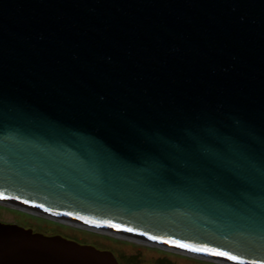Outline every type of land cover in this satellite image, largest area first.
Returning <instances> with one entry per match:
<instances>
[{"label": "water", "instance_id": "water-1", "mask_svg": "<svg viewBox=\"0 0 264 264\" xmlns=\"http://www.w3.org/2000/svg\"><path fill=\"white\" fill-rule=\"evenodd\" d=\"M0 195L264 264V0H0ZM0 264L119 263L0 222Z\"/></svg>", "mask_w": 264, "mask_h": 264}, {"label": "rangeland", "instance_id": "rangeland-1", "mask_svg": "<svg viewBox=\"0 0 264 264\" xmlns=\"http://www.w3.org/2000/svg\"><path fill=\"white\" fill-rule=\"evenodd\" d=\"M0 220L11 221L44 234L52 233L65 237L71 236L72 239L89 242L99 248L111 249L121 264H224L197 259L194 258L195 256L187 255L186 253L180 254L173 252V250H164L155 245H143L141 243H134L135 241L131 242L132 240L116 239L117 237L106 236L102 233L65 225L59 222L57 224L54 220L52 222L44 220L39 216L34 217V215L23 213L1 203Z\"/></svg>", "mask_w": 264, "mask_h": 264}, {"label": "bare ground", "instance_id": "bare-ground-1", "mask_svg": "<svg viewBox=\"0 0 264 264\" xmlns=\"http://www.w3.org/2000/svg\"><path fill=\"white\" fill-rule=\"evenodd\" d=\"M5 201H10V200L0 198V202H2V203L12 204L11 206L19 207V208H22L24 210H27L29 212H32V213H35V214H38V215H43V216H46V217H49V218H55V219H58V220H62L64 222L68 223V224L78 225V226H81L82 228H86V229H89V230L98 231V232L106 233V234L113 235V236L117 235V236H119L121 238H124V239L127 238L128 240L135 241L136 243L141 242V244L157 245V246H159V247H161V248H163L165 250H173V252L186 253L187 255L195 256L197 258H201V259H204V260H211V261L218 262V263H224V264H246V263H243V262H239V261H236V260H233V259L221 257V256H218V255L208 254L206 252L191 251L190 249L181 248V247H179L177 245L166 243V242H163V241H160V240H156V239H152V238H145V237L138 236V235H135V234H132V233H127V232H123V231H119V230H113V229H109V228H106V227H103V226H98V225H94V224L85 223V222L79 221V220H73V219L68 218V217H64V216H61V215H58V214H54V213H51V212H46V211H43L41 209H36V208L30 207V206L24 208L25 206L22 207L21 205L19 206V205L13 204V203L5 202Z\"/></svg>", "mask_w": 264, "mask_h": 264}, {"label": "snow or ice", "instance_id": "snow-or-ice-1", "mask_svg": "<svg viewBox=\"0 0 264 264\" xmlns=\"http://www.w3.org/2000/svg\"><path fill=\"white\" fill-rule=\"evenodd\" d=\"M113 227H119L118 225H112ZM128 231H132V229H127ZM152 239H157V237H152ZM170 243H173L181 248H187L190 249L191 251H213L211 249H207V248H200V247H196L194 245L191 244H185V243H181L179 241H171ZM216 255H220V256H228L230 259H236L235 256H229V254L227 252H216Z\"/></svg>", "mask_w": 264, "mask_h": 264}]
</instances>
